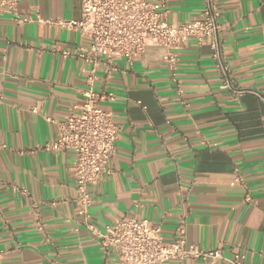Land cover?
<instances>
[{"label":"crops","instance_id":"1","mask_svg":"<svg viewBox=\"0 0 264 264\" xmlns=\"http://www.w3.org/2000/svg\"><path fill=\"white\" fill-rule=\"evenodd\" d=\"M162 1L169 23L202 15V0ZM216 3L230 88L209 44L193 37L178 50V83L161 46L130 61L100 57L91 74L83 60L60 55L91 43L57 25L80 19L79 0H19L24 22L0 12V264H125L86 227L72 151L42 149L90 88L113 93L101 105L119 131L112 173L88 187L87 221L102 230L147 219L169 242L184 220L188 243L264 264V0Z\"/></svg>","mask_w":264,"mask_h":264},{"label":"built area","instance_id":"2","mask_svg":"<svg viewBox=\"0 0 264 264\" xmlns=\"http://www.w3.org/2000/svg\"><path fill=\"white\" fill-rule=\"evenodd\" d=\"M18 1L0 0V12L7 11L18 22L27 21L17 13ZM202 1L199 19L172 24L166 19L167 10L162 0H79L80 19L59 20L57 25L79 31L91 43L89 47L75 52L61 50L60 55L83 60L90 65L89 72L94 74L100 57L106 63L116 58L130 61L142 55L148 46H161L165 49L162 60L172 80L178 83L175 76L178 50L188 37H193L197 45L209 44L212 58L223 78V87L230 88L229 69L220 54L218 33L221 26L217 3L216 0ZM114 98L113 93L88 89L82 105L70 107L65 119L59 123L56 138L42 147L50 152L72 151L74 162L71 174L76 184V202L85 214L87 229L97 239L101 250L104 253L113 250L125 264H161L166 260H175L178 264H184L186 260L242 264L244 255L241 253L227 258L221 249H204L188 243L184 220H181L175 237L169 242H163L159 228L147 219H120L102 230L87 221V211L92 202L88 187L112 173V156L119 126L101 102ZM4 148L6 146L0 144V150ZM244 200L252 201L249 195Z\"/></svg>","mask_w":264,"mask_h":264}]
</instances>
